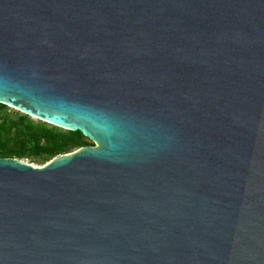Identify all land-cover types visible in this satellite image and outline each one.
Masks as SVG:
<instances>
[{
	"label": "water",
	"instance_id": "water-1",
	"mask_svg": "<svg viewBox=\"0 0 264 264\" xmlns=\"http://www.w3.org/2000/svg\"><path fill=\"white\" fill-rule=\"evenodd\" d=\"M0 104L96 144L0 157V264H264V0H0Z\"/></svg>",
	"mask_w": 264,
	"mask_h": 264
},
{
	"label": "trees",
	"instance_id": "trees-1",
	"mask_svg": "<svg viewBox=\"0 0 264 264\" xmlns=\"http://www.w3.org/2000/svg\"><path fill=\"white\" fill-rule=\"evenodd\" d=\"M7 106L0 104V157L44 165L57 156L94 146L80 131H60L56 126L25 123L24 117L8 123Z\"/></svg>",
	"mask_w": 264,
	"mask_h": 264
},
{
	"label": "rangeland",
	"instance_id": "rangeland-1",
	"mask_svg": "<svg viewBox=\"0 0 264 264\" xmlns=\"http://www.w3.org/2000/svg\"><path fill=\"white\" fill-rule=\"evenodd\" d=\"M6 111H7V116H5V117H6V120H7L8 123L15 122V121L17 120V116H19V117H24V119H25V123H26V124H27L28 122H30V123H32V124H34V125H38V124H39V125H47V126H49V127H52V126H53V125H51V124H48V123L44 122V121L41 120V119H38V118L35 117V116L27 115V114L21 112L20 110H17V109L14 108L13 106H10V105L7 106ZM56 129H58V130H60V131H66V130H64V129H62V128H59V127H56ZM90 142H91V141H90ZM92 143H93V142H92ZM93 144H94V146H96L95 143H93ZM24 161H26V162L29 163V159H24ZM33 165H36V164L33 163ZM36 166H39V165H36Z\"/></svg>",
	"mask_w": 264,
	"mask_h": 264
}]
</instances>
